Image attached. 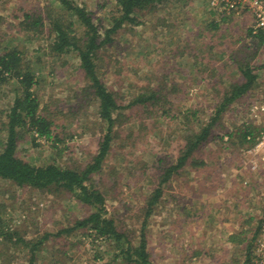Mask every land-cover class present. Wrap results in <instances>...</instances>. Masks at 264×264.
<instances>
[{
    "label": "rangeland",
    "instance_id": "374dc122",
    "mask_svg": "<svg viewBox=\"0 0 264 264\" xmlns=\"http://www.w3.org/2000/svg\"><path fill=\"white\" fill-rule=\"evenodd\" d=\"M75 2L87 7L92 12L93 18H100L101 23H105L106 18L115 12L114 0H75ZM44 3V0H2L0 14L7 15L9 18L17 13V20H19L21 13L18 6L24 5L31 10L33 6ZM211 9L208 0H167L166 7L142 13L139 17L140 24L125 26L129 30L121 29V37L114 41L111 47L106 48L107 54H114L113 57L125 61L129 74L137 69V76L133 80L125 77L126 72L121 70L113 74L111 67L115 65H111L105 81L109 87L119 89L122 94L126 92L123 98L126 101L123 104H126L130 98L131 90L132 92L138 90L134 88L135 82L139 86L142 83L153 82L150 78L153 77V72L150 73V77L146 76V72L154 69L152 68L154 65L159 70L158 74H162V68L158 66L172 67L170 73L173 76V82L174 80L181 82L188 76L198 79L200 76L198 70L201 67L199 63L202 57L198 60L197 58L202 55V52H207L205 55L210 57L209 62L213 63L212 67L216 65L217 60L223 63L218 72L222 76L220 83L225 84L214 86L219 93L221 91L223 93L231 79L239 77L234 60L237 61L243 57L244 53L240 50H246L248 40L251 42L246 32L252 18L248 16L249 12L246 14V11L222 15L212 10L214 13L212 15ZM157 16H163L166 23L162 22L153 27L154 17ZM222 16L226 17L225 20L221 19ZM212 19L218 22V27L214 30L207 26ZM169 22L174 26L168 29L163 24ZM16 26L11 30L6 24L1 25L2 38H0L6 39V37L3 38L4 35L14 33L18 28ZM193 30H202L203 33L199 32L201 36L196 33L197 31L191 34ZM186 38L191 44L193 53L195 52L198 57L196 55L189 58L179 56L172 50L176 42L181 45ZM19 41L20 47L29 48V56L32 58H35L34 51L30 50L35 48L36 44H43L41 39L31 43L24 42L22 38ZM248 50L254 53L251 64L262 66L264 43ZM42 58L46 66L52 63L46 56L42 55ZM72 61L74 59H69V63ZM67 65L63 69L65 73L61 78L55 79L54 76L49 75L44 79L39 89L41 102L49 101L50 95L53 98L51 107L57 108L54 106L56 104L68 108L69 104L75 102L74 97H71L72 90L79 85L80 79L73 64ZM258 68L260 67H257L256 71ZM263 72V70L257 71L259 76H263ZM43 73L47 74V71L43 69ZM119 73L124 81L118 77ZM132 75L134 76L135 73ZM260 79L257 80L259 85L254 87L252 92L244 95L245 102L237 101L225 110L224 118H222L224 128L221 129L219 124L215 123L214 128L222 137L212 138L200 148L195 149L187 160L188 164H185L180 173L175 174L164 185L159 203L147 225L148 246L154 264H244L246 262L245 249L243 247L239 249L241 245L238 241L241 237L249 241L254 228L264 217V166L258 170H251L249 161L251 155L245 151L258 138L259 127H264L263 113L256 115L250 109L254 101L253 96L259 100L264 98V83ZM165 81L169 82V77L166 76ZM194 82L192 80L188 85ZM188 87L184 86L183 91L186 92ZM189 89L192 96L180 101L178 105L182 110L188 108L191 112L188 111L186 114L190 117L192 110L196 109V115L185 118L177 114L174 118L165 115L159 109L158 115L153 114L157 119L155 128L148 132L151 124L152 126L156 124L152 123V117L147 118L145 122L147 129L144 132L150 140L147 142L142 136L143 132L139 133L134 129L144 113L141 115L133 113L128 122L122 123L120 135L111 141L104 168L107 169L109 165H112L113 173L105 171L101 180H105L102 182L106 187L109 207L115 208V212L123 217L125 226L136 229L135 232L142 219L140 217L135 222L139 214L136 212L139 206H142L144 195L152 192L157 181L155 175H159L163 166L177 161L187 135L199 130L208 122L209 114L216 100L219 99V96L211 94L207 85L195 83ZM250 93L253 96H250ZM5 104L6 99L0 98V108H3ZM83 114V111H79L76 121L64 120L60 116L56 121L60 125L56 128L60 136H67L71 130L74 132L75 136L71 139L66 137L68 144L71 145L69 149L57 152L49 142H43V140H39L41 144L38 147H30L29 143L26 145L23 143L20 146L27 150L26 158L37 164L53 158L64 164H71L73 161L81 163L89 159L97 150L100 136V128L96 125L99 121L94 102L86 105L85 115ZM61 126L65 127L61 128ZM243 127L254 131V134H248V138L246 137L248 140L246 148L245 142L243 147L239 145L241 138L236 136L239 131L237 129ZM130 132L134 135L130 136ZM228 132L232 133V138L226 135ZM252 135L255 136V140L249 142L253 138ZM196 155H201L206 160L204 167L196 168L190 163ZM111 174L117 180L113 189H109L110 183L113 182ZM119 190L122 193H118ZM86 214V208L73 200L69 194L17 187L11 182L0 179L2 224L8 226V230L17 229L16 231L29 242L37 241L46 232L56 233L57 230L71 226L72 222ZM133 222L135 224H132ZM82 231V229H76L69 234L48 237L37 250L35 264H103L107 262L109 254L99 253V250L106 248V244L94 240L91 236H84ZM232 235L235 238L233 242L229 240ZM4 243L0 244V250L4 255L10 256V259L5 260L2 255L0 263L5 261V264H27V259L30 257L28 245L13 246L8 239ZM99 254L103 255L100 260L95 257Z\"/></svg>",
    "mask_w": 264,
    "mask_h": 264
},
{
    "label": "trees",
    "instance_id": "16d2710c",
    "mask_svg": "<svg viewBox=\"0 0 264 264\" xmlns=\"http://www.w3.org/2000/svg\"><path fill=\"white\" fill-rule=\"evenodd\" d=\"M166 1L114 0L115 12L106 18L105 23H101L100 18H93L92 12L75 0H44V4L35 5L31 10L20 5L18 6L21 13L19 20H17V13L12 14L9 18L7 15L0 14V26L6 24L11 30L15 25L18 27L14 33L4 35L3 38L6 37V39H1L0 34V98L6 99V104L0 108V179L8 183L11 182L17 187L69 194L73 200L85 207L87 212L85 216L76 219L74 223L72 222L71 226L57 230L56 233L46 232L35 242L27 241L16 231L17 229L8 230L9 227L2 224L0 219V244H5L4 241L8 239L13 246L28 245L30 257L27 259V264H35L37 250L48 237H56L63 233L69 234L76 229H82L84 236H91L94 240L106 244V248L99 250V253L109 254V260L103 264H154L148 246L147 225L159 203L164 185L175 174L180 173L185 164H188L187 160L195 149L200 148L212 138L222 137L216 132L215 123L217 122L221 129L224 128L225 124H223L222 118H224L223 115L228 106L237 101L246 100L243 98L244 95L254 89L258 83L257 71L263 70L264 64L262 66L252 65L250 61L254 57V53L248 49L253 46H261L264 43V34L262 32L252 34L251 29L248 28L246 35L248 39H251V42L248 40L246 50H240L244 53L243 57L237 61L234 60L239 77L231 79L223 93L214 89L215 85L225 83H220L221 76L220 78L215 76L216 67H212L213 63L209 62L210 57L205 55L207 52H202V55L198 57L195 52L193 53L191 44L186 38L181 45L176 42L172 50L176 55L187 58L196 55L198 60L202 57L199 63L201 67L199 65L200 70H198L199 79L188 76L181 82L177 80L173 82V76L170 73L172 67L158 66L160 69L162 68V74H158L159 70L153 64L154 66L151 67L154 69L146 72L147 77H150V73L153 72V77H150L153 82L151 84L142 83L140 86L135 82L134 88L138 90H133V92L131 90L130 98L126 104H123L126 101L123 99L126 92L122 94L119 89L109 87L105 81L107 73L110 72L111 65H115L111 67L113 74L115 71L121 70L126 72L125 77L135 80L137 69L135 68L136 70L132 72L135 73L134 76L132 73L129 74L126 62L113 57L114 54H107L106 48L111 47V44L113 45L114 41L121 37V29L126 28L123 30H127L128 28L125 27L127 25L140 24L139 17L142 13L166 7ZM210 14H214L212 9ZM225 18V16L221 17L223 20ZM162 22L166 23L163 16L154 17L153 27L162 24ZM163 25H166L168 29L174 26L171 22ZM207 26L214 30L218 27V22L212 19ZM196 31L193 30L191 34L196 32L201 36L200 33H203L202 30ZM21 38L28 43L41 39L43 44H36L35 48H30L31 52L34 51L35 58L29 56V48L19 46ZM209 48L211 50V44ZM42 55L52 62L49 66L45 65ZM69 59H74V61L69 63ZM228 60H230L229 57ZM67 64H73L80 79L79 85L72 90L71 97H74L75 102L69 104L68 108L56 104L54 106L57 108L51 107L53 105L52 95H50L49 101L41 102L39 89L44 79L49 75L54 76L55 79L61 78ZM257 67L260 68L256 71ZM43 69L47 71V74L43 73ZM166 76L169 77V82L165 81ZM118 77L124 81L121 73L118 74ZM195 79L196 82H194ZM192 80L196 85H207L211 94L219 96V99L216 100L214 108L209 114L210 117L208 116V122L202 125L199 130L187 135L184 148L177 161L171 165L163 166L159 175H155L157 181L152 192L144 195L142 206H139V210L136 212L139 214L136 216L135 222L140 217L142 219L137 225V232H135L136 229L125 226L123 217L115 212V208L109 207L106 187L103 184L105 180H101L105 171L113 173L112 165H109L107 169L104 168L111 141L120 135L119 130L122 123L128 122L133 113L138 115L144 113L134 129L139 133L143 132L142 136L147 142L150 140L147 133L144 132L147 129L145 122L147 118L152 117V123H156L157 119L153 114L158 115L159 109L165 115L174 118L177 114L188 118L189 114L186 113L191 111L188 108L182 110L178 103L192 96L189 88L194 84L188 85ZM182 86H189L186 92L183 91ZM90 102H94L95 113L99 121L96 125L100 128V136L97 150L91 154L89 159L83 160L81 163L73 161L71 164H64L53 158L37 164L26 158L27 150L20 146L23 143H25L23 145L29 143L30 147H38L41 144L39 140H43V142H49L57 152L69 149L68 147L71 145L68 144L66 137L71 139L75 136L74 132L71 130L67 136H60L56 131L60 125L56 121L59 116L64 120L76 121L79 111H83V115H85L86 105ZM129 111L132 112L128 113ZM196 113V109H193L191 117ZM155 125L157 123L153 126L151 124L148 132L155 128ZM64 127L61 126V128ZM237 130L239 131L236 136L241 138L239 145L248 141L246 138L248 134H254L253 129H248V127ZM129 135L133 136L134 134L130 132ZM226 135L231 138L233 136L230 132ZM252 136L253 138L249 142L255 140V136ZM59 154L58 156H60ZM190 163L194 167L200 168L206 165V160L201 155H196ZM116 184L117 180L113 177L109 189H113ZM118 193H122V191L119 190ZM263 221L264 217L254 228L249 241H246L245 237H241L238 241V244L241 245L239 249L241 250L242 247L245 249L246 262L244 261V264H248L251 248ZM229 240L235 241L233 235ZM1 251L0 257L3 255L5 260H9L10 256L4 255ZM95 257L100 260L103 255L99 254ZM5 263V261H1L0 264Z\"/></svg>",
    "mask_w": 264,
    "mask_h": 264
},
{
    "label": "built area",
    "instance_id": "2783aa9c",
    "mask_svg": "<svg viewBox=\"0 0 264 264\" xmlns=\"http://www.w3.org/2000/svg\"><path fill=\"white\" fill-rule=\"evenodd\" d=\"M208 3L212 10L222 15L249 12L252 18L249 26L252 34L258 32L264 34V0H208ZM250 109L256 115L263 113L264 116V98L260 100L255 98ZM259 132L252 146L245 150L251 155L249 159L251 170H258L264 166V127H259ZM248 264H264V221L251 248Z\"/></svg>",
    "mask_w": 264,
    "mask_h": 264
},
{
    "label": "crops",
    "instance_id": "0c3cea01",
    "mask_svg": "<svg viewBox=\"0 0 264 264\" xmlns=\"http://www.w3.org/2000/svg\"><path fill=\"white\" fill-rule=\"evenodd\" d=\"M248 12H246V14H247ZM248 16H250L249 15V13H248ZM251 18V17H250ZM222 66H223V63L222 62H219V61H217V63H216V65L214 66V67H216V69H215V72H214V74H215V76L216 77H218V78H220V74H219V72H218V69L219 68H222ZM259 72L260 71H262L261 69L260 70H258ZM263 71H264V69H263ZM222 77V76H221ZM224 77V76H223ZM205 78H207V76H205ZM258 78H261L260 80L261 81H263V83H264V75L263 76H258ZM199 79V78H198ZM200 82H202V81H200ZM199 83V82H198ZM258 85H259V81H258V83H257ZM256 84V86H258ZM261 85H262V83H261ZM255 86V87H256ZM250 92H252V90L250 91ZM251 95L250 96H253V94L252 93H250ZM246 99V98H245ZM253 99H255V97L253 96ZM248 142V141H247ZM243 145H244V143L243 144H241V146L243 147ZM247 146H246V142H245V148H246Z\"/></svg>",
    "mask_w": 264,
    "mask_h": 264
}]
</instances>
